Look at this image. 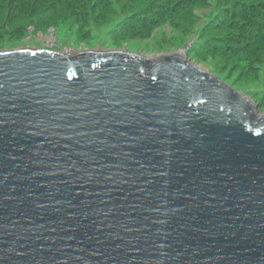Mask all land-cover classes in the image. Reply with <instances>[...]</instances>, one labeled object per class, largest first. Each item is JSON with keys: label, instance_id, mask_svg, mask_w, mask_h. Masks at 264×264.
<instances>
[{"label": "water", "instance_id": "1", "mask_svg": "<svg viewBox=\"0 0 264 264\" xmlns=\"http://www.w3.org/2000/svg\"><path fill=\"white\" fill-rule=\"evenodd\" d=\"M0 264H264V115L176 53L0 51Z\"/></svg>", "mask_w": 264, "mask_h": 264}, {"label": "rangeland", "instance_id": "2", "mask_svg": "<svg viewBox=\"0 0 264 264\" xmlns=\"http://www.w3.org/2000/svg\"><path fill=\"white\" fill-rule=\"evenodd\" d=\"M0 10V51L122 52L183 58L248 98L264 115V21L259 0H45Z\"/></svg>", "mask_w": 264, "mask_h": 264}, {"label": "trees", "instance_id": "3", "mask_svg": "<svg viewBox=\"0 0 264 264\" xmlns=\"http://www.w3.org/2000/svg\"><path fill=\"white\" fill-rule=\"evenodd\" d=\"M32 2L33 6L36 9V6H40V4H43L45 0H0V10H4V8H7L12 2L17 5V3H29ZM169 3H174L178 0H167ZM261 3L260 8H255L252 11L249 10H242L238 13L237 19L239 21H243L246 25H252L253 22L257 20H263L264 21V0H259ZM253 26V25H252Z\"/></svg>", "mask_w": 264, "mask_h": 264}, {"label": "bare ground", "instance_id": "4", "mask_svg": "<svg viewBox=\"0 0 264 264\" xmlns=\"http://www.w3.org/2000/svg\"><path fill=\"white\" fill-rule=\"evenodd\" d=\"M177 55L181 56L183 58V53H176Z\"/></svg>", "mask_w": 264, "mask_h": 264}]
</instances>
